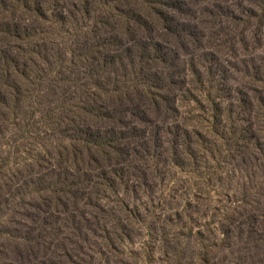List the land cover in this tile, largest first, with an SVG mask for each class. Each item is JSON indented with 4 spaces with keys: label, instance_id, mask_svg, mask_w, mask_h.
I'll return each instance as SVG.
<instances>
[{
    "label": "trees",
    "instance_id": "obj_1",
    "mask_svg": "<svg viewBox=\"0 0 264 264\" xmlns=\"http://www.w3.org/2000/svg\"><path fill=\"white\" fill-rule=\"evenodd\" d=\"M263 49L264 0H0V264H153L168 169L158 264H264V195L192 214L264 177Z\"/></svg>",
    "mask_w": 264,
    "mask_h": 264
},
{
    "label": "rangeland",
    "instance_id": "obj_2",
    "mask_svg": "<svg viewBox=\"0 0 264 264\" xmlns=\"http://www.w3.org/2000/svg\"><path fill=\"white\" fill-rule=\"evenodd\" d=\"M69 38H65V41H68ZM264 51V49H263ZM258 56L264 58L263 52L259 51ZM235 81L234 85H237L240 82V76L235 75L234 76ZM10 131L12 129V126L7 127ZM8 131V132H9ZM11 137H7L5 141H3L2 144H5V142H8L11 144L12 142ZM28 148H31L34 152H37L36 148L37 146H29L26 144ZM5 149V148H4ZM6 152L13 151L12 154V159L13 162L12 165L10 166V169L12 171L11 174H14L17 169H22L24 165H28L29 163L27 162V156L21 155L20 154V148H15L14 145H10V147L5 149ZM1 164V163H0ZM232 170V169H231ZM228 174L226 175L225 182L223 184H215L213 187V194L211 198H205V203L199 202L195 203V209L193 210V217L196 220V222H202V213L205 211L209 212L210 214H214L216 206L218 207H223L224 205L226 207H230L233 205L234 208L238 207L235 205V203L240 202V200H244L247 197V200L249 199L250 202L256 201V199H259L260 196L264 195V177L263 179H260L259 177L256 178L255 183L249 184V181L244 177V174H242L239 171L230 173V170L226 171ZM7 173V172H5ZM187 181L189 182V178L179 170H173V169H168L167 170V179L166 182L161 184L159 189L156 191L154 194L155 198L163 197L161 199L162 203V212L159 211L158 217L160 218L157 223H153V219L151 216H147V219L149 222H151V229H150V238H157L159 236V228L161 227L162 224H160L164 216H175L177 212H181L187 205L189 201H192V194L195 192L193 189H191L190 184H187ZM173 189V191H172ZM216 191V192H214ZM123 198L129 202L130 204H135L138 205L139 202H137L135 199H133L131 191L126 196H123ZM140 209L141 213L143 216H146V214L143 211L144 205L148 204V200L146 197H140ZM221 200L223 203L218 204ZM216 222H219L216 221ZM221 222H224V220L221 219ZM170 228V227H169ZM174 230H177V227L174 228ZM145 233V232H144ZM149 237H146V240H149L151 246L153 247L154 252L152 255L156 258L155 262L153 264H158L159 259H163L161 254L159 253V248L161 247L157 241L150 239ZM127 250L130 251H135L137 254L142 253L143 246L139 243H136L134 245H128L125 244L124 246ZM128 257V256H127ZM169 264H173V260L169 259Z\"/></svg>",
    "mask_w": 264,
    "mask_h": 264
}]
</instances>
